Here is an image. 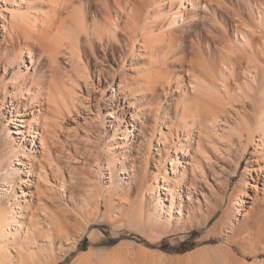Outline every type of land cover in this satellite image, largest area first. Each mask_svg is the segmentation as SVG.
I'll use <instances>...</instances> for the list:
<instances>
[{
    "label": "bare ground",
    "instance_id": "1",
    "mask_svg": "<svg viewBox=\"0 0 264 264\" xmlns=\"http://www.w3.org/2000/svg\"><path fill=\"white\" fill-rule=\"evenodd\" d=\"M30 2L0 0V34L3 33V39H0V107L10 113L8 118L5 115L6 126L14 125L16 129L10 127L8 134H16L14 138L19 142H22L23 135L28 134L33 137V142H40L45 159L51 157L53 143H50V134L56 130L57 114H62L63 108L71 112L76 107L75 99L70 93L72 89L66 90L65 79L57 66L61 54L72 60L74 57L80 58L87 45L91 51H95L99 45L105 46L107 50V47L112 48L116 44L122 52L121 68L130 57L137 59L135 46L139 44L142 60L146 61L135 65L136 75L120 77L117 89L111 86L112 95L109 98L113 96V99L104 103L107 108L105 117H113L118 127L121 115L115 109L121 98L129 102V109L136 108L135 102L149 105L155 100L159 88L163 89L169 103L174 101L175 110L173 115L170 107L172 103L162 115L153 106L144 109L150 117H156L150 143L153 138L158 141L156 146L160 156L157 165L151 146H148L146 163L154 162L157 169L149 187H143L137 181V172L141 167L132 162L129 172L130 168L124 165L125 160L116 157L121 164L122 173H128V177L135 181L132 189H141L143 195L148 194L157 201L154 213L150 214L151 219L145 220L143 216L137 215L139 218H132V223L140 224L144 230L151 226L158 227L162 232V225H171L174 212L179 214L180 220L185 218V211L188 213L186 220L192 223L191 220L203 207L198 202L199 197L195 199L194 195L201 186L200 178L203 180L206 177L203 162L207 166L211 165L209 147L214 150L216 158L223 161L225 136H228L229 143L235 136L251 138L257 146V158L262 161L258 162L257 170L264 172V0H235L231 6L223 0H48L49 8L40 13L37 11L34 15L29 11ZM199 23L206 29L208 37L205 42L197 40L194 43L193 40V55L189 56L183 48L186 41L184 36ZM217 24L222 27V34L213 30ZM122 35L126 37L125 45L122 43ZM106 55H113L115 59L116 54L108 49ZM25 57L29 58L30 64H26ZM41 57H48L51 61L47 67L49 77L42 71L37 76H31L27 72L14 70L20 63H24L28 69L36 68L35 63ZM77 68L75 66L73 69L76 71ZM118 70H112L110 84L115 82L116 75L120 73ZM81 73L85 74L84 69ZM183 73L188 76L183 78ZM5 74L10 77L4 78L3 82ZM69 75L72 77L71 73ZM111 76L109 72L102 71L98 83H104ZM71 82L76 87V79ZM7 83L11 89L7 87ZM174 92L177 94L173 99ZM7 96L10 97L9 104ZM43 105L46 107L43 108ZM97 110L100 111L99 105ZM48 114L53 117L52 120L46 118ZM131 114L137 119L136 122L140 121L139 112ZM39 125L40 136H37L38 132L33 128ZM163 128L167 130L162 131ZM192 131H196V144L192 147L191 160L184 163L182 154L186 153V145L179 137V132L187 135ZM175 138L179 142L176 143ZM12 158L17 163L11 162L5 168L2 180L6 183L2 184V190L11 207L7 215L13 221L1 217L0 239H16L21 230L17 207L21 208L22 193L18 188L28 187V184L22 178V185H17V174L25 170L26 176L30 177L37 170V158L27 155L22 145L16 146ZM25 159L29 160V166ZM167 164H170L171 171ZM40 168L43 169V165ZM247 172L250 176L233 203V209L237 211L236 219L244 214L243 203L247 202L251 179L255 177L249 167ZM38 173L40 177L45 174ZM185 189L188 197L186 203L182 192ZM73 192L74 188L70 193ZM88 192L90 197H94L96 186H91ZM143 195L140 199V213L145 206ZM12 199L14 200L11 201ZM206 210L201 222L204 226L208 225L216 208L207 207ZM178 220L175 226L179 225ZM178 229L175 227L169 230L176 232ZM210 232L214 233V229L209 230ZM199 253L201 252L193 254L189 264H198L196 260ZM244 254L247 258L251 256L247 252ZM200 264L247 263L237 261L227 247L219 246L212 257L209 254L202 256ZM253 264H264V261L256 260Z\"/></svg>",
    "mask_w": 264,
    "mask_h": 264
},
{
    "label": "rangeland",
    "instance_id": "2",
    "mask_svg": "<svg viewBox=\"0 0 264 264\" xmlns=\"http://www.w3.org/2000/svg\"><path fill=\"white\" fill-rule=\"evenodd\" d=\"M30 1L28 7L31 15L49 8L48 0ZM223 1L229 6L235 3V0ZM7 16L10 17V14L7 13ZM213 30L215 33H223L222 27L218 24ZM207 37L206 29L203 28L202 23H199L184 36L186 41L183 48L191 56L194 49L192 42L196 43L197 40L205 42ZM0 39H3V33L0 34ZM122 39L125 45L126 37L122 35ZM108 49L116 54L115 59L113 55H106ZM85 50L81 52L80 58L74 57L69 60L67 55L61 54L58 59L57 66L67 85L64 86L66 90L69 89L68 91L72 89L70 93L75 99L76 107L71 112L63 108V113L57 114V120L54 117L57 124L56 130L50 134V143H55L52 144L51 157L45 159L40 142L38 140L33 142L32 136L25 134L22 142H19L14 138L16 134H8L10 127L16 128L14 125L6 126L5 118L10 117V113H6L7 109L0 107V219L3 217L13 221L7 215L11 207L2 190V184L6 183L2 177L5 168L9 167L11 162L17 163V160L14 161L12 158V152L18 144L24 146L27 155L37 158L35 164L38 170L30 177L26 176L25 170L17 174V185H22V178H25L28 184V187L18 188L22 193L21 208L17 207L22 226L16 239H0V264H189L193 254L201 252L196 260L200 264L202 256L209 254L212 257L219 246L227 247L237 261H245L247 264H253L256 260L264 261V172L257 170L258 162L262 161L257 158L256 144L246 136L242 138L235 136L230 143L228 136L223 138V161H219L214 150L209 147L211 165L207 166V163L203 162L206 177L203 180L200 178L201 186L194 194L195 199L199 197L198 202L202 203L203 207L191 220L193 224L189 222L190 220H186L187 211L184 214L185 218L180 220H178L179 214L174 212L171 225L168 223L162 225V232L158 227L151 226L144 230L140 224L132 223V218L135 217L143 216L145 220L151 219L150 214L154 213L157 201L148 194L143 195L141 189H132L135 181L128 177V173H122L121 164L116 157L125 160L124 165L130 168L129 172L132 162L141 167L137 172V181L139 180L143 187H149L157 169L154 162L146 163L149 155L148 146H151L157 165L160 156L156 146L158 141L153 138L150 143L151 133L156 126V117H150L144 109L153 106L156 112L162 115L166 107L172 103L169 106L174 115L175 104L174 101L169 103L162 88H159L155 100L149 105L135 102L136 108L129 109L127 106L129 102L121 98L118 104L116 103L115 109L116 113L121 115L117 127L113 117H105L107 108L104 107V103L113 99V96L109 98L112 95L111 86L117 89L120 77L136 75L135 65L142 64L146 60H142L143 54L142 51L139 52V44L135 46L137 59L133 60V57H130L121 68L120 53L122 52L118 50L116 44L115 47L114 44L112 48L107 47V50L105 46L99 45L95 51H91L87 45ZM25 62L27 65L30 64L28 57H25ZM49 63L51 61L48 57H41L35 63L36 68L28 69L24 63H20V67L16 66L14 70L37 76L41 71L49 73L47 72ZM75 66L78 67L76 71L73 69ZM83 69L85 74L81 73ZM114 69H119L120 73L116 75L115 82L110 84ZM102 71L109 72L111 77L106 81L103 80L104 83H98ZM47 76L49 77L48 74ZM187 76L183 73V78ZM6 77L9 78L10 75L5 74L3 82ZM71 79H76V87ZM8 85L7 83V87ZM176 94L173 93V99ZM134 98L132 100H135ZM170 98L172 99V94ZM8 100H10L9 96L6 101ZM136 112H139V122H136L137 119L131 114ZM46 118L53 119L50 114ZM40 125L33 128L38 132L37 136H40L38 129ZM217 129L221 131L219 127ZM166 130V128L162 129V131ZM179 137L186 145V153L182 154L185 163L191 160L192 147L197 139L196 131L187 135L179 132ZM175 142H179V139L175 138ZM190 144L192 145L189 146ZM2 158L4 161H1ZM25 161L29 166V160L25 159ZM41 165L43 169L40 168ZM167 167L171 171L170 164H167ZM247 167L255 177L251 179L252 186L249 188L247 202L243 203L244 214L236 219L237 211L233 209V203L250 176ZM38 172L45 174L40 177ZM94 185L95 196L90 197L88 191L91 186L94 188ZM72 188L74 192L70 193ZM182 192L186 203L187 189ZM24 193L28 194L24 195ZM142 195L145 206L140 213ZM207 207L216 208V211L208 225L204 226L201 222L204 220ZM177 220L179 225L175 226ZM175 227L179 228L178 231H171ZM213 229L214 233H209V230ZM244 252L251 256L247 258Z\"/></svg>",
    "mask_w": 264,
    "mask_h": 264
},
{
    "label": "trees",
    "instance_id": "3",
    "mask_svg": "<svg viewBox=\"0 0 264 264\" xmlns=\"http://www.w3.org/2000/svg\"><path fill=\"white\" fill-rule=\"evenodd\" d=\"M84 242H86V240H84Z\"/></svg>",
    "mask_w": 264,
    "mask_h": 264
}]
</instances>
